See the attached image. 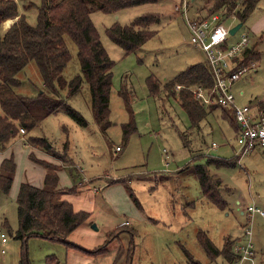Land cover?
Returning <instances> with one entry per match:
<instances>
[{
	"label": "rangeland",
	"instance_id": "374dc122",
	"mask_svg": "<svg viewBox=\"0 0 264 264\" xmlns=\"http://www.w3.org/2000/svg\"><path fill=\"white\" fill-rule=\"evenodd\" d=\"M181 1L160 0L124 8L118 13L92 12L101 40L115 60L110 110L103 121L97 120L92 112L87 80L74 94L69 93L68 84L57 82L60 88L53 93L45 86L34 60L18 73V92L34 96L45 90L52 96L65 98L84 115L87 124L80 125L64 109H59L46 115L26 134L16 135L0 151V166L3 157L13 158L16 166L10 191L0 192V234L5 232L7 236L3 242L0 235V264H18L23 253L31 264H43L49 254H55L61 264H126L127 257L131 264H191L190 257L201 264H239L221 254L209 255L201 238L209 237L217 248H222L226 239L234 238L237 242L243 237L248 221L246 207L255 203L264 209V146H256L237 160L236 131L220 108L210 112L199 125H193L178 97L165 91L150 95L146 83L150 74L164 83L190 64L206 61L203 50L191 39L187 17L207 15L215 0H188L186 13L179 9ZM27 2L30 0H19L20 6ZM146 11L162 13L160 21L150 26L156 33L137 51L126 54L111 40L107 28L115 21L129 23ZM25 13L31 24L37 23V7H29ZM234 22L232 18L225 19L228 25ZM246 30L251 36V47L255 42L259 45L261 37L251 32L247 21L240 32ZM66 40L71 58L62 76L68 83L82 73V68L76 42L70 36ZM260 49V66L250 69L233 87L237 101L252 108H258L259 104L264 108V45ZM181 85L189 89L194 83ZM122 87L131 93L129 107L119 94ZM133 118L136 129L132 131ZM129 122L130 129L125 126ZM30 137L46 138L69 159L63 163L70 161L74 166V177L69 167L61 172L62 183L75 185L74 190L60 195L77 189L90 192L85 199L90 198L93 212L67 235V240L77 246L39 235H31L26 241L15 236L20 185L22 181L35 184L42 180L46 170L31 159L39 146L28 140ZM213 141L216 146H212ZM206 155L236 162L222 167L208 165L210 173L221 179L220 192L227 200L224 208L207 200L202 193L196 165L206 164ZM116 176L123 179L109 181ZM104 184L110 186L108 191L103 190ZM191 199L195 201L194 207L184 206L190 218L180 219L183 202ZM140 211L145 221L139 218ZM120 228L123 229L116 232ZM252 238L256 251L254 264H264V215L259 212L252 219ZM103 245L105 250L100 254L84 251Z\"/></svg>",
	"mask_w": 264,
	"mask_h": 264
},
{
	"label": "trees",
	"instance_id": "16d2710c",
	"mask_svg": "<svg viewBox=\"0 0 264 264\" xmlns=\"http://www.w3.org/2000/svg\"><path fill=\"white\" fill-rule=\"evenodd\" d=\"M159 1L39 0L35 2L30 0L23 7L24 10L29 7H37V23L31 24L24 12L14 24L3 30V22L9 25L11 23L7 22L8 18H14L20 14V4L19 0H0V151L6 149L12 138L21 134L22 127L27 132L39 125L46 115L59 109H64L80 125L87 124L84 115L65 98L52 96L45 90L34 96L16 90V87L20 85L18 73L31 60L37 63L45 86L53 93L60 88L57 82L60 85L68 84L69 93L74 94L87 80L91 94V109L95 118L100 121L107 119L110 110V92L115 60L111 58L105 48L91 14L97 10L118 13L124 8ZM258 2L259 0H215L208 8L210 13L221 12L224 15L235 13L239 21L245 22ZM161 16V12L146 11L126 24L115 21L107 28V33L113 42L121 46L126 54H129L137 51L155 35L156 31L150 26L159 22ZM66 36H70L76 42L82 68V73L76 74L68 83L62 76V72L71 58ZM259 54L258 49L253 45L246 51V59L258 58ZM146 83L150 95L156 96L165 91V94L178 97L193 125H199L210 112L220 108L222 116L227 118L233 124L236 133L238 132L239 125L232 108L216 103L206 106L197 100L188 88L175 89L177 84L197 83L210 86L213 83V78L207 61L190 64L164 83L154 74H150L146 77ZM119 94L129 107L131 93L127 87H122ZM259 107L264 110L260 104ZM131 121L133 125L129 122L125 126H129L130 129L132 125L133 131L136 129V123L134 118ZM28 140L34 145L48 150L53 156L64 162L69 160L61 150H57L44 137H30ZM184 142L187 143L186 137H184ZM206 157V164L196 165L202 193L209 201L224 208L227 205V200L220 192L221 179L210 173L208 165L215 164L222 167L233 165L236 162L222 156L206 155ZM236 157L238 160L237 154ZM31 158L45 165L48 171L43 186L32 184L29 181L21 183L17 196L18 228L15 231V236L26 241L31 235H39L53 240H62L74 246L75 243L67 240V235L83 224L89 218L90 213L85 210L76 211L70 201L58 199L57 195L62 191L61 188H58L57 170L60 165L38 158L34 154L31 155ZM15 167V162L11 157L2 161L0 192L8 193L10 191ZM122 179L118 178L115 181ZM201 241L211 256L221 254L231 261H236L239 258V255L233 251L235 239H226L222 248H217L207 236L202 237ZM104 250L105 246L103 245L95 252ZM190 259L191 264H201L199 261H194L192 257ZM18 264L31 263L23 253ZM43 264H61V262L55 254H49Z\"/></svg>",
	"mask_w": 264,
	"mask_h": 264
},
{
	"label": "built area",
	"instance_id": "2783aa9c",
	"mask_svg": "<svg viewBox=\"0 0 264 264\" xmlns=\"http://www.w3.org/2000/svg\"><path fill=\"white\" fill-rule=\"evenodd\" d=\"M188 3V0L182 1L179 7L181 12L186 13ZM228 18L236 22L228 25L225 23V19ZM238 22L235 13L224 15L221 12L210 13L208 11L205 16L187 17L191 39L203 50L213 78L210 86L196 83L189 89L203 105L216 103L232 108L239 125L236 133L239 148L236 153L240 159L256 146H264V110L252 108L247 103H239L233 90L235 82L259 64L255 57L246 59V51L251 48L252 44L249 32L247 30L240 32L241 28H239L235 34L230 33V28ZM176 88L181 89L182 85L177 84ZM20 131L21 133L26 132L23 127ZM216 145L217 143L213 141L212 146ZM117 149L120 150L121 147L117 146ZM246 210L248 221L244 227L243 237L234 244V251L239 255L237 263L254 264L256 251L252 238V219L256 212L264 215V209L253 203L248 205ZM0 235L2 241L6 242L5 232H1Z\"/></svg>",
	"mask_w": 264,
	"mask_h": 264
},
{
	"label": "crops",
	"instance_id": "0c3cea01",
	"mask_svg": "<svg viewBox=\"0 0 264 264\" xmlns=\"http://www.w3.org/2000/svg\"><path fill=\"white\" fill-rule=\"evenodd\" d=\"M34 1V0H33ZM35 2H37V1H35ZM24 5V4H23ZM25 12V10H24V7L23 6H19V15L18 16H16V17H14V18H8V19H12V21H7L8 23H11V24H9V25H6V23L5 22H3V30H6V29H8L12 24H14L18 19H19V17H20V15L21 14H23ZM247 22H248V26H249V29L251 30V32L252 33H255V34H257L258 35V37H261V42H260V44L258 45V42H255V43H253L254 44V46H256V48L258 49V51H259V57H258V62H259V65L258 66H260V62H261V49H260V47H262V45H264V37H263V33H264V0H259V2H258V4H257V6H256V8L253 10V12L251 13V15L248 17V19L246 20ZM245 21V22H246ZM244 22V23H245ZM6 26H5V25ZM237 82V81H236ZM236 82H235V84H236ZM234 84V85H235ZM258 108H260L259 107V105H258ZM20 133H21V131H20ZM27 132H25V133H21L20 135H24V134H26ZM56 149H57V147L56 146H54ZM38 149H39V151H38V153L37 154H34L35 156H37L38 158H41V159H44V160H46V161H49V162H51V163H53V164H57V165H60L59 166V169L57 170V172H58V175H59V180H58V188H61L62 189V191L61 192H71V191H73L74 190V187H75V185H74V187H71V186H65L63 183H62V179H61V172H62V170H64V169H67L68 167L70 168V170H71V173H72V176H73V169H74V166L73 165H71L70 164V161H69V163H63L64 161H62V160H60V159H58V158H56L55 156H53V154L51 153V152H49L48 150H46V149H44L43 147H38ZM58 150V149H57ZM4 151V150H3ZM5 158H9V157H3V159H2V161L5 159ZM32 159V158H31ZM33 160V159H32ZM61 162H60V161ZM34 161V160H33ZM2 163V162H1ZM34 163L35 164H41V163H39V162H36V161H34ZM43 165V164H42ZM44 166V168L46 167L45 165H43ZM0 169H1V166H0ZM47 171H48V168L46 167V170L44 171V177L42 178V180H38L37 182H35V185H38V186H43L44 185V179H45V176H46V173H47ZM62 174H66L65 172H63ZM74 177V176H73ZM118 178H122V177H118V176H116L115 177V179H118ZM115 179L114 180H109V181H115ZM23 182V181H22ZM30 182V181H29ZM32 184H34L33 182H31ZM107 184H104V191L106 190V191H108V189L110 188V186L109 185H107ZM109 186V187H108ZM70 188V189H69ZM61 192H59L58 193V196H59V199H65V200H68V201H70L71 203H72V205H73V208L76 210V211H79V210H85V211H88L90 214L93 212V206H91L89 203L91 202V200H90V198H88V199H85L86 198V194L87 193H90V192H86L85 190H79V189H77L75 192H72V193H69V194H62V195H60V193ZM103 198L105 199V200H107V198H105L104 196H103ZM208 200V199H207ZM194 203H195V201L193 200V199H191L190 201H186V202H183V208H182V210H181V218L180 219H182V217H183V220L185 219V218H187V219H189L190 218V213L189 212H187V210L184 208V206L185 205H188V206H192V207H194ZM140 214H141V211H140ZM139 218L140 219H143L144 221H145V217H144V215H139ZM153 220V219H152ZM154 222H155V220H153ZM157 221V220H156ZM85 223V222H84ZM126 223H127V221H126ZM187 223H188V221H187ZM128 224H129V222H128ZM78 228H79V226H78ZM123 228H120V229H117L116 231L118 232V231H121ZM110 231H112V230H110ZM109 231V232H110ZM108 232V233H109ZM111 238V237H110ZM237 238V237H236ZM231 239H234V238H231ZM61 241V240H60ZM66 243V242H65ZM68 244V243H67ZM69 246H71L70 244H68ZM74 246H77L76 244L74 245ZM83 249V248H82ZM89 249H91V248H89ZM98 249V248H97ZM97 249H95V250H97ZM95 250H88V248H85L84 249V251L86 252V253H90V254H93V255H95V254H100L101 252H95ZM75 251V250H74ZM121 250L120 249H118V252H120ZM128 252L130 253V249L128 250ZM124 253H122V255H123ZM126 264H131V260H130V258L129 257H127V259H126Z\"/></svg>",
	"mask_w": 264,
	"mask_h": 264
},
{
	"label": "water",
	"instance_id": "95a60500",
	"mask_svg": "<svg viewBox=\"0 0 264 264\" xmlns=\"http://www.w3.org/2000/svg\"><path fill=\"white\" fill-rule=\"evenodd\" d=\"M244 24L243 21H239L238 23H236L233 27L230 28V33L231 34H235V32L242 27V25Z\"/></svg>",
	"mask_w": 264,
	"mask_h": 264
},
{
	"label": "bare ground",
	"instance_id": "6f19581e",
	"mask_svg": "<svg viewBox=\"0 0 264 264\" xmlns=\"http://www.w3.org/2000/svg\"><path fill=\"white\" fill-rule=\"evenodd\" d=\"M9 21H12V19H9Z\"/></svg>",
	"mask_w": 264,
	"mask_h": 264
}]
</instances>
